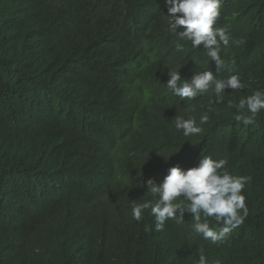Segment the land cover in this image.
I'll return each instance as SVG.
<instances>
[{"label": "trees", "instance_id": "obj_1", "mask_svg": "<svg viewBox=\"0 0 264 264\" xmlns=\"http://www.w3.org/2000/svg\"><path fill=\"white\" fill-rule=\"evenodd\" d=\"M168 20L165 0H0V264H199L201 250L208 264H264V110L234 119L264 90V0H222L221 69ZM177 69L245 87L181 99L166 85ZM177 117L202 131L185 137ZM203 156L249 178L248 215L226 239L195 233L187 211L161 231L150 210L132 218L149 179Z\"/></svg>", "mask_w": 264, "mask_h": 264}, {"label": "clouds", "instance_id": "obj_2", "mask_svg": "<svg viewBox=\"0 0 264 264\" xmlns=\"http://www.w3.org/2000/svg\"><path fill=\"white\" fill-rule=\"evenodd\" d=\"M221 3L222 0H165L169 17L168 31L175 33L181 41H190L192 48L202 45L217 69L225 66L220 52L222 46L227 47L230 41L227 29L215 26L220 16ZM181 26L183 31L179 30ZM176 47L181 50L183 46L177 44ZM169 75L167 88L181 99L192 100L200 94L211 92L214 93L216 101H223L225 89L237 90L245 87L236 74L220 79L212 71L205 70L197 72L190 79H182L177 69L170 70ZM236 108L234 119L237 122L253 124L258 113L264 110V90H256L251 95L240 98ZM208 119V115L204 114L200 117V123H206ZM175 127L182 129L185 137L202 131L194 118L177 117ZM226 163L225 159L203 156L196 167L187 170L171 167L159 183L149 179L146 192L151 199L143 203L130 201L132 218L140 221L145 210H150L155 218V230L161 231L166 220L175 219L180 223L183 221V213L187 211L192 213L195 233L201 234L204 239L214 244L222 242L248 215L242 190L249 178L232 175L227 170L221 174L219 170L224 169ZM180 197L183 199L178 201ZM202 217L205 218L203 221ZM208 217L222 222V226L219 229L210 227L206 219ZM199 264H208L203 250Z\"/></svg>", "mask_w": 264, "mask_h": 264}]
</instances>
